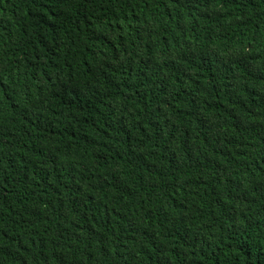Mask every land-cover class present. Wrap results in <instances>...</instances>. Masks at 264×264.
Wrapping results in <instances>:
<instances>
[{
	"label": "trees",
	"instance_id": "16d2710c",
	"mask_svg": "<svg viewBox=\"0 0 264 264\" xmlns=\"http://www.w3.org/2000/svg\"><path fill=\"white\" fill-rule=\"evenodd\" d=\"M0 264H264V0H0Z\"/></svg>",
	"mask_w": 264,
	"mask_h": 264
}]
</instances>
